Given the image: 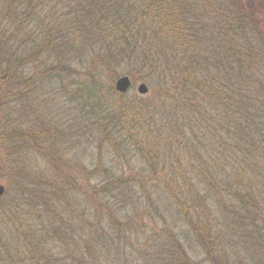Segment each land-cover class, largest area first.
<instances>
[{
	"label": "rangeland",
	"instance_id": "rangeland-1",
	"mask_svg": "<svg viewBox=\"0 0 264 264\" xmlns=\"http://www.w3.org/2000/svg\"><path fill=\"white\" fill-rule=\"evenodd\" d=\"M210 15L204 21L216 23V42L222 43L223 28ZM39 27L36 22L29 25L20 37L26 47L23 64L12 73L14 81L6 87L0 82V234L6 235L7 244L9 206L33 232L51 216L60 224L70 221L76 258L82 257L85 264H264V140L251 152L256 165L244 172L241 188L228 133L233 123L229 113L213 114L217 133L212 136L186 134L191 143L196 141V151L178 147L184 146L182 136L165 134L152 137L151 151L143 150L144 145L127 149L116 134L112 146L102 132L88 128L77 85L95 78L105 94L119 95L114 84L128 76L132 88L123 96L137 99L151 97L156 85L145 72L138 73V64H120L115 74H106L86 58L71 64L62 56L64 65L68 63L62 69L37 37ZM243 32L241 43L251 49L253 61H247L251 82L242 89L264 111V46L256 33L245 26ZM216 49L221 53L223 45ZM126 69L129 75L121 72ZM231 83L234 88L239 82ZM140 84L146 85L147 94L137 93ZM261 115L260 128L252 134L263 130L264 112ZM176 158L187 174L183 180L170 176L180 171ZM191 164L201 165L198 179ZM181 180L201 187L198 197L207 200L204 217L186 215L174 206L164 184ZM114 181L120 187L104 193L102 187ZM50 248L57 252L59 243H50Z\"/></svg>",
	"mask_w": 264,
	"mask_h": 264
},
{
	"label": "trees",
	"instance_id": "trees-1",
	"mask_svg": "<svg viewBox=\"0 0 264 264\" xmlns=\"http://www.w3.org/2000/svg\"><path fill=\"white\" fill-rule=\"evenodd\" d=\"M263 6L262 0H0V82H6V87L14 81L12 73L15 75V67L23 64L21 53L26 47L20 37L35 22L40 25L37 37L42 38L45 50L59 59L62 69L68 64L64 65L62 56L71 64L86 58L88 64L94 62V68L106 74H115L120 64H138V73L145 72L156 85L148 100L105 94L91 72L92 82L77 85L88 128L102 132L112 146L116 134L127 149L144 145L143 150L151 151L152 137L165 134L182 136L184 146L178 147L192 146L189 149L196 151V141L191 143L186 134L212 136L217 133L213 114L229 113L233 123L228 133L232 135L236 180L241 188L244 172L256 165L251 152L264 140V123L259 134H252L260 128L264 111L242 89L251 82L247 61H253V53L241 40L245 26L264 46ZM210 13L223 28L222 43L216 42V23L204 21ZM220 44L224 51L218 53L216 46ZM121 72L129 75L130 69ZM232 80L239 82L234 88ZM175 164L180 171L170 176L183 180L187 174L177 158ZM189 167L198 179L201 165ZM182 180L164 184L174 206L186 215L204 217L207 200L198 197L201 187L198 190L197 183L190 187ZM118 187L114 181L102 190L113 193ZM7 208L11 245L3 239L6 235L0 234V264H85L82 257L76 258L78 247L70 221L60 224L51 216L33 232L25 227L19 211ZM40 209L47 210V205ZM56 242L59 250L54 252L50 243Z\"/></svg>",
	"mask_w": 264,
	"mask_h": 264
},
{
	"label": "water",
	"instance_id": "water-1",
	"mask_svg": "<svg viewBox=\"0 0 264 264\" xmlns=\"http://www.w3.org/2000/svg\"><path fill=\"white\" fill-rule=\"evenodd\" d=\"M131 85H132V82L130 78L127 76H122L116 80L114 84V89L119 94H125L130 89ZM147 92H148V89L145 84L138 85L137 87L138 94L145 95L147 94ZM3 193H4V188L0 186V197L3 195Z\"/></svg>",
	"mask_w": 264,
	"mask_h": 264
}]
</instances>
